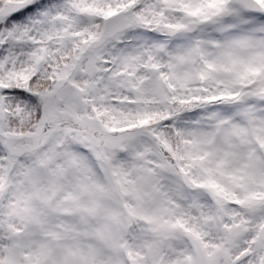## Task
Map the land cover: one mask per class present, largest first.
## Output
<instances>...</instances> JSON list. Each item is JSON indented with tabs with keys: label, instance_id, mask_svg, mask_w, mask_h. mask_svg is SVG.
Listing matches in <instances>:
<instances>
[{
	"label": "snow or ice",
	"instance_id": "obj_1",
	"mask_svg": "<svg viewBox=\"0 0 264 264\" xmlns=\"http://www.w3.org/2000/svg\"><path fill=\"white\" fill-rule=\"evenodd\" d=\"M0 264H264V0H0Z\"/></svg>",
	"mask_w": 264,
	"mask_h": 264
}]
</instances>
